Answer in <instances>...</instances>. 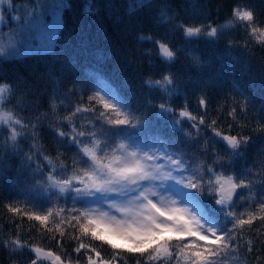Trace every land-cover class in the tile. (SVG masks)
<instances>
[{
    "label": "snow or ice",
    "instance_id": "1",
    "mask_svg": "<svg viewBox=\"0 0 264 264\" xmlns=\"http://www.w3.org/2000/svg\"><path fill=\"white\" fill-rule=\"evenodd\" d=\"M30 3L28 20L15 16L7 25H18L19 29L18 39L9 50L0 48V59L4 62H10L25 46L28 51L52 47L51 34L46 39L30 35L34 26L42 24L45 15L40 0ZM64 7L65 0H59L58 8ZM135 7L155 10L158 26L179 30L189 44L201 39L215 43L223 35L211 23H177L178 14L168 0H136ZM9 10H15L10 0ZM87 11H93L90 5ZM233 17L244 22L248 35L264 44V29L257 26L251 10L236 6ZM4 26L0 24V30ZM138 39L154 43L157 55L169 69L179 60L180 50L171 43L163 39L152 41L151 36ZM33 41H39L35 48ZM233 47L230 40L228 51ZM144 84L161 97L156 105L148 102L154 109L151 118L147 113L134 112L117 91L94 88L87 106L76 105L63 118L44 113L29 120L13 118L15 105L13 109L8 105L13 104L15 90L7 83L0 84V132L6 135V140H0V161L10 152L20 162L18 171H28L37 192L45 193L58 208L45 209L43 214L26 212L28 220L37 221L49 233H58L60 239L55 235L52 239L61 247L63 237L70 235L77 242L73 251L78 257L83 254L86 264H130L128 257L132 256L138 257L134 264H222L224 257L240 252V233L245 227L251 230L259 221L256 232L264 234L261 233L264 161L255 172L244 165L237 172L235 167L246 160L249 146L255 143L253 136L244 134L242 129L251 128L257 135H264V102L257 107L242 91L233 96L228 112L233 123L225 133L217 127L218 118L208 119L210 104L206 88H201L198 95L201 112L194 114L186 99L180 108L174 107V99L186 95V90L181 92L180 82L172 71L161 73L158 79L150 76ZM101 91L103 95L98 94ZM50 107L54 113L57 111L54 98ZM98 107L102 110L97 111ZM238 110L243 124L237 123ZM89 112L93 113L91 120L82 115ZM77 116H80L79 126ZM45 120L58 146L55 158L37 147ZM158 121L167 122L168 129L179 133L188 143H199L203 137L200 152L204 159L190 157L179 143L166 140L159 133L146 143L145 134ZM234 126L241 131L232 134ZM29 141L27 151L20 147L21 142ZM66 152L71 153L67 159ZM37 155L43 163L36 159ZM204 196L212 198L218 207H206L201 200ZM242 205H246L244 212L238 214L237 209ZM6 207L13 215L21 212L11 203ZM50 224L55 228L49 227ZM85 238L88 243L84 242ZM112 238L124 244L113 243ZM96 241L113 250L108 258L92 243ZM0 243L11 251L28 247L18 236ZM248 244L247 251L252 253L251 241ZM30 250L37 257L43 251L40 247ZM44 255L53 258V264H63L61 257L51 251ZM31 264H37V260L33 259ZM68 264H72L71 260ZM76 264H80L79 259Z\"/></svg>",
    "mask_w": 264,
    "mask_h": 264
},
{
    "label": "trees",
    "instance_id": "2",
    "mask_svg": "<svg viewBox=\"0 0 264 264\" xmlns=\"http://www.w3.org/2000/svg\"><path fill=\"white\" fill-rule=\"evenodd\" d=\"M10 2L15 10H7L6 21L2 24L5 26L0 31V48L5 52L18 39L19 29L18 25H7L15 16L28 20L31 10L30 0ZM168 3L178 14L177 23H211L219 27L223 35L215 43L201 39L189 44L179 30L158 26L155 10L136 8V0H65L51 48L28 51L25 46L10 62L0 59V83H7L15 90L13 104L8 105L9 109L15 105L14 118L18 116L29 120L44 113L48 117L58 115L63 118L76 105L87 106L88 96L94 88L117 91L134 112L147 113L151 118L154 109L149 107L148 102L156 105L161 97L157 91L149 90L144 81L150 76L158 79L161 73L170 70L180 82L181 92L186 90V95L174 99V107L180 108L186 99L189 110L194 114L200 113L198 95L201 88H206L210 104L208 119L218 118L217 127L227 133L228 125L233 123L228 115L233 96L242 91L253 99L257 107L264 102V44L248 35L244 22L233 17V8L240 6L243 10H251L257 26L264 29V0H168ZM89 5L93 9L91 12L87 11ZM47 17L50 15L46 9L43 21ZM38 31L39 27L34 26L30 35L36 36ZM140 36L171 43L180 50L179 60L169 69L157 55L155 44L139 40ZM230 40L235 47L228 51ZM148 52L151 55H146ZM98 94L103 95L104 92ZM53 98L58 106L55 113L50 107ZM101 110L97 108V111ZM82 115L89 120L93 117L91 112ZM109 115L114 116L112 113ZM237 118V123H244L239 110ZM75 119L79 126L80 116ZM64 127L67 130L68 126ZM242 130L244 134L253 136L255 143L249 146L246 160L238 162L235 167L237 172L241 171V165L251 167L255 172L260 162L264 161V135H257L251 128ZM231 131L236 134L241 129L234 126ZM158 133L166 140H175L190 157L204 159L200 152L203 137L199 143H188L179 133H172L167 122L158 121L150 133L145 134V142L154 140ZM0 140H6L2 132ZM30 143L21 142L20 147L27 151ZM37 147L53 158L57 155L58 146L47 120L41 127ZM70 155L66 152L65 158ZM36 159L43 163L39 155ZM208 162H211L210 157ZM20 168L19 160L10 152L0 161V242L18 236L21 243L28 247L11 251L0 243V264H31L33 259L37 260V264H53L49 258L37 257L30 250L33 247H40L44 253L51 251L59 255L63 264H68L69 260L76 264L77 259L80 264H86V257L83 254L78 257L73 251L77 242L70 235L63 237L61 247L52 239L53 235L60 239L58 233H49L37 221L28 220L26 212L43 214L45 209L58 208L45 193L37 192L29 172L18 171ZM201 200L208 208L218 207L210 197L204 196ZM10 203L19 207L21 212L16 215L9 213L6 205ZM245 207L240 206L238 214L243 213ZM259 225L257 221L251 230L244 228L240 233V252L224 257L222 264H264V245L261 244L264 234L256 232ZM49 227L55 228V225L50 224ZM261 233H264V228ZM248 241H251L252 253L247 251ZM84 242L89 240L85 238ZM92 243L105 258L113 251L99 241ZM137 258L128 257L130 264H134Z\"/></svg>",
    "mask_w": 264,
    "mask_h": 264
},
{
    "label": "rangeland",
    "instance_id": "3",
    "mask_svg": "<svg viewBox=\"0 0 264 264\" xmlns=\"http://www.w3.org/2000/svg\"><path fill=\"white\" fill-rule=\"evenodd\" d=\"M44 5V11L47 9L49 11L50 17H47L45 21L42 22V24L38 25L39 31L36 34L43 36L45 39L49 34L52 35V43L55 35L58 32L59 28V21L61 18L62 9L58 8L59 0H42L41 2ZM9 10V1L8 0H0V24H3L6 21V12ZM1 31V30H0ZM33 47H36V45L39 43V41H33ZM2 84V83H0ZM14 118V117H13ZM15 119V118H14ZM170 203V201H168ZM112 242L123 245L122 241L120 240H113ZM40 258H49L51 261H53V258L47 257L44 255V252L41 253L39 256Z\"/></svg>",
    "mask_w": 264,
    "mask_h": 264
}]
</instances>
